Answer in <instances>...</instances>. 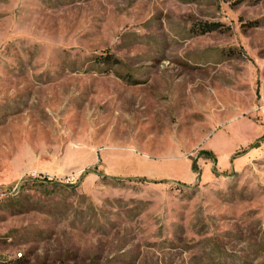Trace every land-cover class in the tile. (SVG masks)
<instances>
[{
  "label": "rangeland",
  "instance_id": "obj_1",
  "mask_svg": "<svg viewBox=\"0 0 264 264\" xmlns=\"http://www.w3.org/2000/svg\"><path fill=\"white\" fill-rule=\"evenodd\" d=\"M0 264H264V0H0Z\"/></svg>",
  "mask_w": 264,
  "mask_h": 264
},
{
  "label": "trees",
  "instance_id": "obj_2",
  "mask_svg": "<svg viewBox=\"0 0 264 264\" xmlns=\"http://www.w3.org/2000/svg\"><path fill=\"white\" fill-rule=\"evenodd\" d=\"M203 154L206 155V156L209 155L208 153H203ZM209 156H212V155H209ZM194 170H195V167H194Z\"/></svg>",
  "mask_w": 264,
  "mask_h": 264
}]
</instances>
